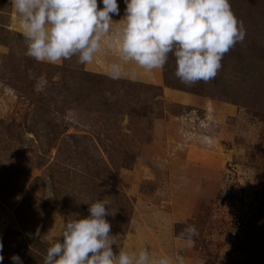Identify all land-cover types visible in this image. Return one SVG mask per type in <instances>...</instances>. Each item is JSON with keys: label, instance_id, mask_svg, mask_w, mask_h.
<instances>
[{"label": "rangeland", "instance_id": "374dc122", "mask_svg": "<svg viewBox=\"0 0 264 264\" xmlns=\"http://www.w3.org/2000/svg\"><path fill=\"white\" fill-rule=\"evenodd\" d=\"M0 264H264V0H0Z\"/></svg>", "mask_w": 264, "mask_h": 264}, {"label": "trees", "instance_id": "16d2710c", "mask_svg": "<svg viewBox=\"0 0 264 264\" xmlns=\"http://www.w3.org/2000/svg\"><path fill=\"white\" fill-rule=\"evenodd\" d=\"M166 45V44H165ZM163 45L162 46V55H163V58H164V61H163V68L164 67H167V63H170V58H172V49L170 50L169 48H167V46ZM165 70V69H164Z\"/></svg>", "mask_w": 264, "mask_h": 264}, {"label": "crops", "instance_id": "0c3cea01", "mask_svg": "<svg viewBox=\"0 0 264 264\" xmlns=\"http://www.w3.org/2000/svg\"><path fill=\"white\" fill-rule=\"evenodd\" d=\"M180 92H183V94H181V96H180L179 98H176V97L174 96L175 93H176V91H173V92H171L172 94H171V93H170V94L173 95L175 99L182 100V101H186V100H188V99H191V96H190L189 93L184 92V91H180Z\"/></svg>", "mask_w": 264, "mask_h": 264}]
</instances>
